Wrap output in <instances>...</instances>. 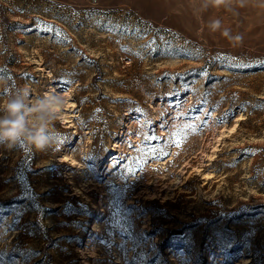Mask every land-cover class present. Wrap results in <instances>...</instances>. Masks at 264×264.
I'll list each match as a JSON object with an SVG mask.
<instances>
[{"label":"rangeland","instance_id":"obj_1","mask_svg":"<svg viewBox=\"0 0 264 264\" xmlns=\"http://www.w3.org/2000/svg\"><path fill=\"white\" fill-rule=\"evenodd\" d=\"M240 2L0 0V117L66 98L58 150L0 145V264H264V0Z\"/></svg>","mask_w":264,"mask_h":264},{"label":"clouds","instance_id":"obj_2","mask_svg":"<svg viewBox=\"0 0 264 264\" xmlns=\"http://www.w3.org/2000/svg\"><path fill=\"white\" fill-rule=\"evenodd\" d=\"M216 7L225 5L229 0H211ZM240 6L243 7L242 0ZM221 27L219 19L210 24L212 32ZM230 41L241 42L242 36H230L229 29L222 33ZM2 83V81H0ZM30 95L27 89H18L12 98L3 103L5 115L0 117V145L11 149L20 145L37 152L56 151L60 148L54 124L59 119L66 103L63 95L46 94L33 106L25 104L24 98Z\"/></svg>","mask_w":264,"mask_h":264}]
</instances>
